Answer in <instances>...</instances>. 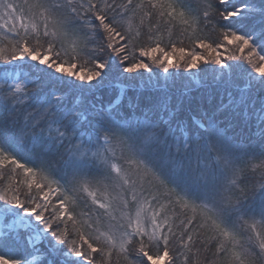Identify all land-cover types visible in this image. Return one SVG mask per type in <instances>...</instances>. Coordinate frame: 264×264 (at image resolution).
Masks as SVG:
<instances>
[{"label": "snow or ice", "instance_id": "obj_1", "mask_svg": "<svg viewBox=\"0 0 264 264\" xmlns=\"http://www.w3.org/2000/svg\"><path fill=\"white\" fill-rule=\"evenodd\" d=\"M205 261L264 264V0H0V264Z\"/></svg>", "mask_w": 264, "mask_h": 264}, {"label": "trees", "instance_id": "obj_2", "mask_svg": "<svg viewBox=\"0 0 264 264\" xmlns=\"http://www.w3.org/2000/svg\"><path fill=\"white\" fill-rule=\"evenodd\" d=\"M199 36L200 38H203L206 40V42L212 43L214 46L216 44H223L224 47L219 49V51L221 52L222 56L224 54V58L226 56H229L233 51L235 50V45H228L224 40H223V35L219 30L213 29L211 27V25H209L208 27H204L203 25H201V30H197L196 33H192L191 29L185 31V29L177 24L174 29H173V34L171 36V40L173 42L176 43L177 47H184L187 50H196L199 51L202 55H207L205 54L206 51L202 50V49H198L196 47V43H195V38ZM168 43V37L167 35L165 36V40H164V44L166 45ZM163 46V45H162ZM227 49V51L225 50ZM247 53V50H245V53ZM237 55H240V53L237 51L236 52ZM226 60V58H225ZM227 63H235L234 61H226ZM170 71H175L170 70ZM147 73L144 74L143 77H137L136 79V85H137V89L139 92V103H140V108L143 109L144 111H148L149 109L154 108L155 106L161 104L165 98L167 100V103L172 106V105H177L178 103V93H177V87H179V85L181 83H187V81H185L184 79H181L180 81H178L175 78V84L176 87H170L167 90V96L165 95V90H155V89H149L147 87H139L140 85L144 84V82L147 80ZM202 75V74H201ZM172 79V78H171ZM169 78V85L171 86L173 84V79L171 80ZM192 84H191V88H192V93H191V97L190 98H186L184 100V103L187 104L189 99H192L194 102H199L201 99V96L204 92V81L200 80V77H192ZM163 82V81H162ZM199 89V90H198ZM119 90L117 89V92ZM133 93H129V95H132ZM112 95L111 92H108L105 94V100L108 99V96ZM205 106L207 107V102L205 101ZM162 114V113H161ZM232 131L235 132V134L241 135V136H247V135H258L257 129L255 127V124H245L243 121H239L238 123H234L232 126ZM18 179H23V174L22 172L19 174V176L17 177ZM81 209H78V211H80ZM155 251V250H153ZM214 251V247H210L209 251L204 253V256H207L208 260L212 259V252ZM205 264H207V262L205 261Z\"/></svg>", "mask_w": 264, "mask_h": 264}, {"label": "rangeland", "instance_id": "obj_3", "mask_svg": "<svg viewBox=\"0 0 264 264\" xmlns=\"http://www.w3.org/2000/svg\"><path fill=\"white\" fill-rule=\"evenodd\" d=\"M205 54H207V52H205ZM223 56H224V54H223ZM227 57H228V56L225 57V58H226V61H228V60H227ZM170 79H171V78H170ZM176 79H177L178 81H180L181 79H183V77H176ZM171 80H172V79H171Z\"/></svg>", "mask_w": 264, "mask_h": 264}]
</instances>
